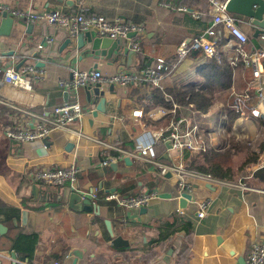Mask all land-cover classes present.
Here are the masks:
<instances>
[{
  "label": "crops",
  "instance_id": "0c3cea01",
  "mask_svg": "<svg viewBox=\"0 0 264 264\" xmlns=\"http://www.w3.org/2000/svg\"><path fill=\"white\" fill-rule=\"evenodd\" d=\"M0 3L33 12H77L83 8L86 14L141 25L145 28L144 36L133 38L141 42L144 52L126 61L124 70L139 69L145 57L149 59V67L165 75L164 90L155 89L147 82L127 86L102 84L108 87L105 91L107 110L94 117L97 104L87 101L85 88L77 93L66 91L58 86V81L70 78L74 71L98 69L103 75H114L122 71V57L117 62L95 60L90 54L82 57L84 49H74L75 41L62 48L68 38L64 30L45 23L29 24L16 19L10 35L6 36L1 29L3 18L0 16V264H52L55 261L73 264L74 250L83 252L77 264H238L239 257L246 259L252 243L264 239V168L251 165L237 172L235 179H242L249 187L247 190L214 184L209 188V183L194 181L190 192L193 198L187 208H183L175 174L161 177L156 166L123 154V151L138 150L141 144L149 142L153 131L165 129L174 121L168 104L178 103L166 94V87L183 86L200 77V70L207 63L202 54L200 58L190 54L178 62L176 51L181 43L205 34L212 26L216 14L212 0H0ZM180 6L204 15L195 18L190 12L179 11ZM240 19V27L252 36L246 48L263 47L261 36L254 37L246 21ZM234 46L233 39L229 42L223 36L218 45L219 55L226 58L233 55ZM12 51L13 54H8ZM22 60H26L23 66L45 64L39 68L44 71L43 78L32 81L31 89L2 82V71L16 67ZM246 74L243 67L235 70L234 90L255 97L256 105L249 108L263 112V98L251 89V72ZM156 91L164 94L161 104L154 101ZM75 100L82 105L84 115L71 129L82 132V137L77 138L70 131L68 134L55 130L49 136L51 144L43 146L38 142H14L6 136V128L17 130L35 125L34 120L23 116L17 108L49 116L56 105ZM136 111L142 112V116L135 117ZM245 113L257 120L250 111L245 110ZM181 116L199 121L205 134L207 128L210 129L204 139H208L211 148L214 146L212 139L216 129L206 126L202 116L186 117L184 113ZM210 116L213 115L205 117ZM212 119L216 120L213 124L220 120L226 124L224 115L219 120ZM260 124L254 130L255 136L261 130ZM238 125H242L241 117L235 121L232 132ZM241 134L244 133H234L239 140L248 137H240ZM68 143L75 144L69 151ZM165 143L160 141L156 145L158 158L166 163H182L189 169L188 151L178 154ZM108 159L112 162L103 166V161ZM73 165L80 169L75 185L48 186L31 177L38 169ZM152 190H158L160 198L139 210H125L105 199L112 192L138 195ZM65 191L68 195L77 193L82 201L89 200L91 204H84L82 211L73 209L64 196ZM200 201H208L209 208L207 215L199 220L196 211ZM81 205L79 202L76 207ZM25 211L28 219L24 222ZM110 232L114 238L128 241L129 246L115 248ZM21 234L37 237L30 258L14 249ZM218 239L222 242L218 243ZM224 246L235 255L230 256L223 250ZM12 252H16L17 259L12 258ZM169 254L166 262L164 258Z\"/></svg>",
  "mask_w": 264,
  "mask_h": 264
},
{
  "label": "built area",
  "instance_id": "2783aa9c",
  "mask_svg": "<svg viewBox=\"0 0 264 264\" xmlns=\"http://www.w3.org/2000/svg\"><path fill=\"white\" fill-rule=\"evenodd\" d=\"M212 2L216 11L212 26L206 30L205 34L196 35L188 42H183L178 46L176 51L178 62L185 60L191 52H202L206 58L218 59V45L220 44L221 38L225 36L229 39V42L233 39L235 41L234 54L227 57L228 62L233 67H237L239 63H242L245 68L251 70L253 78L251 89L258 91L264 101V46L248 50L246 46L249 37L239 25L241 21L240 17L226 11V2L221 3L218 0H212ZM167 6L171 7L170 5ZM177 9L179 11L190 12L195 18H201L204 15L201 12L190 10L186 6H180ZM5 14L15 20L25 21L29 24L45 23L55 26L64 30L70 38H76L80 33L96 31L101 37H107L113 40H127L128 45L136 53L144 52L139 40L128 38V35L131 33H134L135 37L144 36L145 28L143 26L128 23L122 19L110 21L101 15L86 14L83 8L77 12H33L0 3V16L2 17ZM261 39L264 42V35L261 36ZM49 42H51L50 39L48 40ZM43 46L44 44L40 47L43 48ZM1 61L2 59L0 57V71L2 70ZM160 61L163 62V60ZM43 76V69H39L36 65H25L19 69L16 67H7L2 71V82L7 86H20L25 89H31L32 81L39 80ZM135 82H147L155 89L164 90L165 75L152 67L124 70L111 76L103 75L98 69L74 71L70 78L60 79L58 86L63 90L77 93L80 88H85L88 85L96 83L127 86ZM250 98V94H237L233 108L240 114L242 125H250V127L257 129L260 124L259 122H261L262 125H260L264 136V111L262 112L257 108L247 107V102L250 101ZM168 105L171 107V110L168 112L172 115H175L177 110L180 109L176 103L171 102ZM17 109H19L23 116L25 115L34 120L35 125L19 127L17 130L6 128L5 134L9 139L21 143L38 142L46 146L44 139L49 137L55 130H63L64 132H68V134L70 131L77 138L83 135L82 132L71 129L72 124L84 115V109L78 100L67 101L56 105L49 116L37 114L26 109ZM245 110L253 113L257 117V120L246 115ZM168 112H165V115ZM134 116L140 117L142 116V112L136 111ZM205 116L202 115L201 118ZM198 122L181 117L177 121H172L165 129L153 131L150 135L149 142L141 144L138 150L133 152L123 151V154L156 166L161 177H166L169 173L175 174L178 178V198H182L184 193H190L192 191L194 181L217 186H230L240 190L249 189L242 179L236 180V176L233 181L221 180L196 170H189L182 163H166L158 158L156 145L160 141H170L172 149L178 154H182L185 151L199 154L208 150L210 145L204 139L205 130ZM111 162L112 160L108 159L103 161L102 165L107 166ZM254 167L264 168V156H260L259 161L254 164ZM79 173L80 169L76 165L66 168L47 167L36 170L31 174V177L35 182L42 181L48 186L63 187L66 184L75 185L78 182ZM159 198L160 193L158 190L145 191L136 196H121L116 192H112L105 197L106 200L116 202L119 207L125 210L147 208ZM208 208V201L198 202L196 217L199 220L203 219L208 213ZM52 264L63 263L61 261H55ZM246 264H264V239L252 243L251 249L246 257Z\"/></svg>",
  "mask_w": 264,
  "mask_h": 264
},
{
  "label": "trees",
  "instance_id": "16d2710c",
  "mask_svg": "<svg viewBox=\"0 0 264 264\" xmlns=\"http://www.w3.org/2000/svg\"><path fill=\"white\" fill-rule=\"evenodd\" d=\"M224 2L225 1L221 3ZM207 3L208 1H206V4ZM208 4L211 5L210 2ZM248 37L249 40L252 39V36L249 34ZM190 54L195 55L194 58L203 56L207 63L203 69L200 70V77L196 78L194 81L184 84L183 86H177L175 84L166 87V94L170 95L181 107L179 113L173 115L174 121L184 117L181 116L183 113L186 117L194 114L198 115V117L212 114L216 116L215 118H219L224 115L226 116V129L228 133H231V136L228 138L229 145H227V148L210 147L205 152L199 154L186 153L187 165L190 170H196L217 179L233 181L237 172L256 164L261 154L264 152V137L259 136L254 142H251L246 136L243 140H239L232 134L233 125L240 117V114L233 108V103L236 95L241 94L234 90L233 74L235 70L240 67L246 70V75H248L251 70L245 68L242 63H239L237 67H233L230 65L227 58L221 54L218 59L206 58L202 52H191ZM146 67H149V59L143 57V62L139 66V69ZM250 75H252V73ZM250 99L247 106H255L256 98L251 97ZM154 101L157 104H161L164 101V94L162 91H156ZM191 105L193 108L189 109ZM198 119L200 120V118ZM241 155L243 161L241 165L237 167L236 157ZM136 195L137 194L128 196ZM121 196L126 195L121 194ZM36 241L37 237L34 235L21 234L15 242L14 249L23 257L30 258L33 256Z\"/></svg>",
  "mask_w": 264,
  "mask_h": 264
},
{
  "label": "water",
  "instance_id": "95a60500",
  "mask_svg": "<svg viewBox=\"0 0 264 264\" xmlns=\"http://www.w3.org/2000/svg\"><path fill=\"white\" fill-rule=\"evenodd\" d=\"M225 9L228 13L243 18L244 22L249 26L250 30L254 32V37H259L264 35V0H227L225 4ZM1 21V29L3 34L9 36L11 33V29L14 26L15 19L9 15H3ZM31 26H28V29ZM29 32V30H28ZM135 36L134 33L128 35V38H133ZM75 41L76 46L74 49L82 50V57L85 54H90L95 60H115L116 62L122 57V66L121 70L124 71L126 61H130L131 57L137 55V53L131 49V47L123 40H113L107 37H101L97 34L96 31H90L86 33H80L76 38L68 37L62 45V48L66 47L69 43ZM44 44V42H43ZM88 45V46H87ZM14 52H9L8 54H13ZM36 55V54H35ZM35 57V56H34ZM26 60H22L16 68L19 69L25 64ZM37 67H44L45 64L39 65L36 64ZM97 67V66H96ZM94 67V68H96ZM108 87L102 85L101 83L91 84L85 87L87 101L96 106V110L93 112V116L97 117L99 113H106V98H105V91ZM112 90V88L110 89ZM14 142H17L13 140ZM45 145L51 144V138L46 137L44 139ZM166 146L169 149H172V145L170 141H166ZM75 144L68 143L66 149L69 151L73 149ZM115 168L116 165H113ZM209 188H213L212 185H207ZM216 188V187H214ZM34 195H36V187L33 188ZM65 198L70 202L73 209H78L80 211L83 210L84 204L89 205L91 202L89 200H81V196L77 193H72L70 195L67 194L65 191L64 193ZM166 197V196H161ZM193 195L190 193H184L182 198L180 199L181 207L187 208L188 201H191ZM81 202L80 207H76L77 203ZM28 219V212H23V221H27ZM112 234V232H110ZM113 238L114 235L112 234ZM222 240L218 239V243H221ZM112 245L115 248H120L123 246H129V242L124 240L122 237H116L113 239ZM230 256H234L235 252L228 248L227 246L223 247ZM83 252L81 250H74L72 255L75 257L73 264H77L79 259L83 258ZM13 259H17L16 252L11 253ZM167 255L164 260L167 262L168 257ZM238 264H246L245 257L238 258Z\"/></svg>",
  "mask_w": 264,
  "mask_h": 264
},
{
  "label": "rangeland",
  "instance_id": "374dc122",
  "mask_svg": "<svg viewBox=\"0 0 264 264\" xmlns=\"http://www.w3.org/2000/svg\"><path fill=\"white\" fill-rule=\"evenodd\" d=\"M213 117H216V116L214 115L212 117L210 116V118L209 117H205V118L202 119L204 124H208L206 126H211V128L213 127V128L216 129V132L214 133L215 136L212 135L214 137V139H212V141L214 143L213 147H215V148H227V145H229L228 144L229 143L228 138H230L231 133H228V131L226 129V124L224 123V121L220 120V121H217V123L213 124L212 122H216V120L212 119ZM217 119L219 120V118H217ZM203 122H202V124H203ZM238 126L239 127H237V126L235 127V129L236 128H238V129L236 131L232 132V134H234V133H244L243 135L241 134L240 137L248 136L249 140L251 142H254L255 139H257V137H259V136L264 137L263 133H262L263 132L262 129L259 130L258 134H256V136H255L254 135L255 127H250V125H244V124L243 125H238ZM249 127H250V129L247 130ZM241 129L243 131H241ZM244 131H246V132H244ZM209 132H210V129L207 128V133H209ZM252 135H253V137H252ZM242 161H243V158L241 156H237L236 157V163H237L236 165H237V167H239L241 165ZM235 176H237V173H236Z\"/></svg>",
  "mask_w": 264,
  "mask_h": 264
}]
</instances>
